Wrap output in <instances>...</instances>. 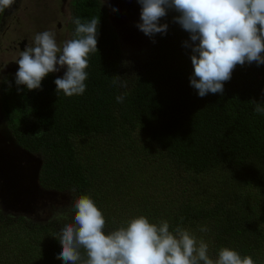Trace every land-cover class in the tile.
<instances>
[{"label": "trees", "instance_id": "obj_1", "mask_svg": "<svg viewBox=\"0 0 264 264\" xmlns=\"http://www.w3.org/2000/svg\"><path fill=\"white\" fill-rule=\"evenodd\" d=\"M77 15L82 23L99 21L85 92L56 93L57 77L50 73L40 89L20 86L3 99L11 137L42 161L41 191L74 190V198L87 195L99 208L107 194L99 191L102 175L110 166L132 178L133 168L146 162L141 156L149 155L162 169L152 183L162 185L163 199L145 202L138 216L167 221L170 231L178 225L190 231L208 244L212 259L227 247L264 264V114L255 113L253 103L264 102V65H237L223 94L201 98L190 86V50L183 47L189 34L172 22L177 13L162 18L166 35L157 34L155 43L148 37L143 56L127 50L133 51L129 58L100 2L81 1ZM117 76L126 86L114 83ZM70 207L52 210L53 216L68 213L66 220L37 221L0 206V246L9 252L0 264H63L59 233L72 222ZM105 215L108 234L120 226L113 213Z\"/></svg>", "mask_w": 264, "mask_h": 264}, {"label": "clouds", "instance_id": "obj_2", "mask_svg": "<svg viewBox=\"0 0 264 264\" xmlns=\"http://www.w3.org/2000/svg\"><path fill=\"white\" fill-rule=\"evenodd\" d=\"M15 0H0V13L10 9ZM140 19L135 27L145 36L166 35L169 25L161 23L169 11L177 13L172 22L189 34L183 47L190 50L192 73L190 86L199 97L209 93L223 94L224 84L231 80L237 65H264V0H137ZM118 10V9H113ZM76 25L74 36L60 47L54 33L44 31L34 37V45L26 46L16 61L17 91L41 88L50 73L64 69L54 83L56 93L65 96L85 92L88 55L98 51L99 21L95 18ZM127 63V62H125ZM121 81L120 76L114 83ZM122 103L124 96H117ZM254 112L264 114V102L253 100ZM74 191V190H73ZM72 222L65 223L59 233L62 245L57 258L63 264H254L251 256L223 247L216 259L208 255V244L197 241L181 226L169 230L167 221L150 223L144 216L127 221L126 226L105 234V218L87 195L74 198L69 209ZM68 213L57 212L52 219H67ZM200 231H207L201 228ZM81 249L85 258L82 259Z\"/></svg>", "mask_w": 264, "mask_h": 264}, {"label": "rangeland", "instance_id": "obj_3", "mask_svg": "<svg viewBox=\"0 0 264 264\" xmlns=\"http://www.w3.org/2000/svg\"><path fill=\"white\" fill-rule=\"evenodd\" d=\"M123 1V5L118 7L115 4L114 6H111L108 0H103L109 9L108 15L112 28L116 32L119 41L126 46L125 54H127L129 58L132 55L130 53L135 51V53L138 52L143 56L144 49L148 46L149 40L148 36H145L135 27L140 19V5L135 0ZM23 7L27 9L25 10L26 14H28L27 17L23 12H20L19 17L21 19L19 22L16 21L10 26L9 33L5 38L8 39V37H11L19 42H23L24 39L28 38V41L31 42L33 46L34 37L39 33L38 31H40V33L44 31L54 33L57 45L60 40L69 37V35L65 34L66 31L64 28L58 30L59 24L61 23L64 25L66 21L60 0H25L23 2ZM113 9L118 10L114 11ZM29 15H32V20L29 18ZM7 39L1 41L3 45L0 48V54L3 58L6 57H4V49L8 46ZM63 73L64 69L56 74H58V76H63ZM3 116L4 115L0 114V120L3 119ZM20 153L24 155L18 156L16 163L20 168L16 171L20 175L21 173H28L26 175L28 177H23V183L26 181L28 183L26 186L22 184L17 194L18 199H15L18 201H29L32 199V203L30 206L28 205L29 207L27 204L14 207L12 205L15 200H11L12 198L9 197L13 202H8V204L3 205L5 208H3L2 205L0 206L8 215L12 213L14 216H25L37 221H48L52 219V210L54 208L59 209L61 207V209H67L71 205L76 192L65 191L64 193H56L54 191H49L45 193L41 191V189H38V184L36 188H31L28 178H30V175L34 174L38 166V161L40 162L41 159L35 158L36 156L32 153V155H28L24 152ZM129 155L130 154L127 153L123 158H129ZM141 158H144L146 162H143L142 166H139L138 164L133 168L137 175L132 176V178H129L130 173L128 171L125 172V174L128 175V178L123 177V171L118 166L115 168L110 166L108 170L109 172L106 176L102 175L103 181L99 187V191H102L103 188L107 191V194L105 201L99 209L105 218V214L108 212L115 215V219H113L115 226H126L127 221L139 217L138 214L140 211L147 207L145 202L150 203L151 206L152 204H157L158 201H162L163 199V197H158L159 192L163 189L162 185L159 186L152 183V181L158 182V179L162 174L161 167L154 168V163L151 162L149 155L146 157L144 154ZM95 186H97V183ZM3 194L4 192L2 191V197ZM100 203L101 202H99V204ZM45 240L46 239L44 238V241ZM12 249L13 247L9 248L10 251ZM7 251V249L4 251L1 250L0 246V258L2 257V260L9 257V252Z\"/></svg>", "mask_w": 264, "mask_h": 264}, {"label": "flooded vegetation", "instance_id": "obj_4", "mask_svg": "<svg viewBox=\"0 0 264 264\" xmlns=\"http://www.w3.org/2000/svg\"><path fill=\"white\" fill-rule=\"evenodd\" d=\"M25 0H15V3L12 5L10 9H6L5 12L0 13V48L2 47L1 41L5 38L6 35L9 33V28L11 25H13L16 21L19 22L21 19L19 17V13L23 12L26 17L28 14H26L27 9L23 7V2ZM63 8V12L66 17V21L64 25L61 23L58 26V30H64L66 31L65 34L69 35V37H66L58 43V46L62 47L63 43L67 40L75 38V28L76 25L73 23V18L78 17L77 15V8L81 1L83 0H60ZM100 2L101 6L104 8L107 14V19L109 20V9L106 6V3L103 2V0H97ZM137 1V0H135ZM109 4L111 6L117 5L120 7L124 3L123 0H108ZM67 14H66V12ZM29 13V12H28ZM29 18L32 20V15H29ZM112 27V26H111ZM40 33V31H38ZM8 46L4 49L5 55L1 57L0 54V114L4 115V106L3 103L4 100L8 94H10V90L17 88L15 84V73L18 70V65L16 64V61L20 58V53L26 46H32L31 42L28 41V38L24 39L23 42H19L18 40H14L11 37H8ZM122 46L125 49V45L122 44ZM1 52V49H0ZM56 77H58V74L53 73ZM25 87V86H22ZM4 132H3V131ZM7 134V136H6ZM19 147L21 149L18 150ZM16 149L20 152H26L17 142L14 138L11 137L10 132L8 130L7 124H6V118L3 116V119L0 120V158H4L6 155H14V151ZM17 151V152H18ZM28 153V151L26 152Z\"/></svg>", "mask_w": 264, "mask_h": 264}, {"label": "water", "instance_id": "obj_5", "mask_svg": "<svg viewBox=\"0 0 264 264\" xmlns=\"http://www.w3.org/2000/svg\"><path fill=\"white\" fill-rule=\"evenodd\" d=\"M18 150L21 151V149L19 147H17ZM16 149V151H14V155L10 156V155H6L4 156V158H0V205H2L3 208H5L3 205L8 204V202H13L11 200H15L13 202L14 207L17 206H24L25 204H27V206L32 203V199L31 200H17L18 198V192L22 186V184H24L26 186V184L28 183L27 181L23 183V177L26 176L28 173H24L21 175L16 171L17 169L20 168V166L16 163V160H18V156L19 155H24L21 154L20 151H18ZM18 151V152H17ZM27 152V151H26ZM24 152V153H26ZM28 155H32L31 153H26ZM37 158V157H35ZM17 166V167H16ZM42 166V161H38V166L37 169L35 170L34 174L30 175V178H28L29 180V184L31 185V188H36L37 184L39 186V173H40V169ZM30 172V171H29ZM28 177V176H26ZM40 189V186L39 188ZM2 191L4 192L3 197H2ZM11 197L12 199L10 200ZM17 198V199H15ZM28 206V207H29ZM10 208V207H9Z\"/></svg>", "mask_w": 264, "mask_h": 264}]
</instances>
